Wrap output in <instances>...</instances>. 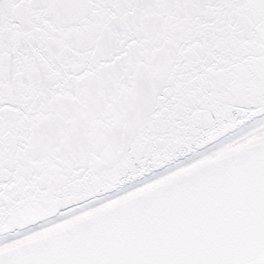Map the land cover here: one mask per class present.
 Instances as JSON below:
<instances>
[{"label": "snow or ice", "instance_id": "snow-or-ice-1", "mask_svg": "<svg viewBox=\"0 0 264 264\" xmlns=\"http://www.w3.org/2000/svg\"><path fill=\"white\" fill-rule=\"evenodd\" d=\"M0 264H264V0H0Z\"/></svg>", "mask_w": 264, "mask_h": 264}]
</instances>
